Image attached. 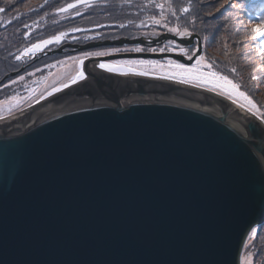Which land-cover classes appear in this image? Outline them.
I'll return each instance as SVG.
<instances>
[{"label":"water","instance_id":"obj_1","mask_svg":"<svg viewBox=\"0 0 264 264\" xmlns=\"http://www.w3.org/2000/svg\"><path fill=\"white\" fill-rule=\"evenodd\" d=\"M166 40H196L197 50L191 60L134 53L84 66L119 57L190 66L202 53L197 35L163 33L47 55ZM173 94L191 99L151 97ZM80 97L0 118V264H241L264 223V121L217 92L148 75L91 71L35 103Z\"/></svg>","mask_w":264,"mask_h":264},{"label":"rangeland","instance_id":"obj_2","mask_svg":"<svg viewBox=\"0 0 264 264\" xmlns=\"http://www.w3.org/2000/svg\"><path fill=\"white\" fill-rule=\"evenodd\" d=\"M17 1L0 0L1 7H5V11L0 8V118L22 111L40 100L42 94L46 96L47 92L54 86L59 87L70 79L76 73V67L70 57L80 56L84 52L108 51L119 48L121 49L120 52H112L110 56L134 53H178L179 47H184L188 54L193 55L197 50L196 40L190 46H181L172 40H166L157 46H151L147 42L146 45L100 46L86 50L64 48L61 53L47 55V52L56 50L67 43L83 45L92 41L114 40L123 37L130 39L140 37L156 38L163 33L172 34L167 31L169 27L178 28L181 31L187 30V32L200 38L194 32L197 31L196 25L194 26V18L188 21L178 17L179 13L182 15L187 11L193 12L195 18L198 14L197 11L195 12V8L198 9L196 4L194 8L187 5L177 11V5L184 2V0H113L110 6H113L118 14L106 15L105 18L103 14L91 12L92 10H90L95 5L98 7L109 6L106 3L99 2L100 0L79 5L68 11H60V9L71 3L68 2L55 13L52 12L53 2L50 1L44 3L41 0H19L20 4ZM204 1H206V4L218 1L216 6H212L210 15L213 17L218 12H222V16L215 19L217 26L214 25L215 21L204 24L202 28L203 37L207 40V46H209V50L211 49V54L213 52L214 55H218L217 52H220L221 54L225 53L226 57L220 61L216 57H211L212 55L210 54V56L206 52L201 41L202 53L199 57L203 56L205 58L204 64L206 67H202L200 71L205 73L214 72L231 80L237 85L238 91L244 93L259 109L258 112L255 109L250 112L264 121V52H262V46L257 48V38H254L251 33L252 27L259 25L260 22V20L259 22L253 20L251 16L259 14V9L264 7V0H248V3L247 0L245 2L244 0H201L202 3ZM42 8L45 9V12H52L51 15L49 14L47 22L41 26L39 23H30L27 26L29 27L27 28L28 31L25 30V35L17 31L14 24H18L22 19L29 16L34 15L35 17V13L43 10ZM227 9L228 11H225ZM97 12L100 11L97 10ZM18 19H20L19 22ZM154 20H158L159 24L155 23ZM71 22H73L74 28ZM57 26H62L63 33H67L59 44H49L39 52L40 54L22 58L20 54L28 45L54 37L50 34L47 35V31L49 29H52L51 31L57 30ZM71 28L81 29V31H73ZM39 30H46L42 32L44 33L42 37L38 35ZM215 30H218L216 34L219 33L218 39L220 41H216L218 46H215V49L212 50L208 36L210 34L214 35ZM225 31H230L229 35ZM31 32H35V42L30 41L32 35L29 36V34H32ZM86 37H95V39H86ZM169 42H174V44ZM257 44H259V41ZM165 46L168 48L175 47L176 50L160 52L159 49ZM137 47L142 48L143 51H132ZM150 48H155L157 51H148ZM11 55L12 59H10ZM184 56L186 57V55ZM118 60H151L160 61L162 64H166L168 60L176 61L170 58L122 57L109 61ZM195 63L196 61L193 64ZM20 77H23V79L21 80ZM200 87L229 98L228 95L222 93L219 89L212 88L210 85ZM229 99L240 105L244 104L246 109L250 107L243 97L234 96ZM263 226H261L262 229ZM259 229V226L255 227L245 240L241 253L243 264H264V233L259 244L256 238Z\"/></svg>","mask_w":264,"mask_h":264},{"label":"snow or ice","instance_id":"obj_3","mask_svg":"<svg viewBox=\"0 0 264 264\" xmlns=\"http://www.w3.org/2000/svg\"><path fill=\"white\" fill-rule=\"evenodd\" d=\"M78 3H86L87 0H77ZM159 6V5H158ZM75 3L68 4L65 8L60 9V11H68L71 8H75ZM187 11V9H185ZM154 19V18H153ZM155 23L159 24L158 20H154ZM123 27V25H121ZM73 31H81V29H73ZM168 32L173 35L180 36L182 39L189 37L191 33L187 32V30L181 31L178 28L169 27L167 29ZM251 33L254 38H258L262 46H264V18H261L259 25H254L251 29ZM67 35V33H60L57 36L52 37L49 40L42 41L38 44H34L31 48L26 49L24 54H32L34 55L37 51L43 49L49 44L56 43L59 44L61 40ZM86 39H95V37H86ZM174 44V42H169ZM176 48H168L167 46L159 49L160 52L165 51H175ZM121 49H111L108 51H95V52H84L82 55L77 57H70L76 67L75 75L71 76L70 79L65 81L61 86H54L50 91L47 92V96H52L54 93L60 92L63 88H68L72 84H76L79 80L86 79L84 72V62L87 59L96 57H106L110 56L112 52H120ZM132 51L141 52L142 48H134ZM148 51L156 52L157 49L150 48ZM178 55H186L188 60L193 58L192 54H188L184 47H179ZM19 59V57H18ZM205 58L203 56L199 57L196 60V63L191 65L190 67L176 62L172 60H168L166 64H162L160 61H145V60H118V61H101L98 63V67L100 69L106 70L108 72L118 73L120 75H138V76H146L149 74L157 75L161 79L165 80H175L182 84H194L197 87L210 85L212 88L219 89L222 93L229 96V98H233L234 96L243 97L247 101V105L249 111H253L255 109L256 112L259 111L256 108L255 104L242 92L238 91L237 85H235L231 80H229L225 76H219L214 72H201L200 69L202 67H206L204 64ZM22 80L23 77H20ZM45 95H41L40 99H45ZM15 99V98H13ZM244 104H241V107H244ZM10 110V109H9Z\"/></svg>","mask_w":264,"mask_h":264},{"label":"trees","instance_id":"obj_4","mask_svg":"<svg viewBox=\"0 0 264 264\" xmlns=\"http://www.w3.org/2000/svg\"><path fill=\"white\" fill-rule=\"evenodd\" d=\"M47 1H50L51 3L53 2V5H52V12L53 13H55L57 10H59L61 7H63L66 3H68V2H71V3H74V2H76L77 0H41V2H47ZM230 1H233V0H230ZM18 2V4H20V2H19V0L17 1ZM99 2H103V3H106V4H108L109 6L108 7H106V6H102V7H98V6H96L95 5V7H93V8H91L90 10H92L91 12H96V13H101V15L103 14V17L105 18L106 17V15H108V16H110V14H118V11L113 7V6H110L111 5V3L113 2V0H100ZM188 2V3H187ZM192 2V3H191ZM218 2V1H217ZM217 2L216 1H214V2H211V3H209V4H206V1H204V3H202L201 2V0H184V2H182V3H180V4H178L177 5V11H179V9L181 8V7H183V6H193V8L195 7V4L198 6L197 8V10H196V8H195V12L197 11V15H198V18H197V15H196V18H195V16L193 15V12H188L187 11V13H185V14H183L182 13V15H181V13H179V15H178V17L179 18H181V19H183V20H190V19H192V18H194L195 19V24H194V26L197 28V31H194L195 33H197L199 36H200V39H201V41H202V43L204 44V49L206 50V52H208L209 53V55L211 54L210 52H211V49L209 50L208 49V47L209 46H207V40L203 37L204 36V33L202 32V28H203V26H204V24L206 23V24H208V23H210V22H212V21H215V19L217 18V17H220V16H222L221 14H222V12H218V14H216V15H213V17L210 15V12L212 11V6H216L217 5ZM244 2H245V0H244ZM1 3V2H0ZM247 3H248V0H247ZM2 6V4H0V8H3V11H5V7H1ZM64 8V7H63ZM43 10H39L38 12H36L35 13V17H34V15L33 16H29L28 18H26V19H22L20 22H19V20L21 19H18V24H14V26L17 28V31H19V32H21L22 33V35H25V30H27V28H29V27H27V26H29V24L30 23H33V22H35L36 24L37 23H39L40 24V26L41 25H43V23H45V22H47V20L49 19V14L51 15V13L52 12H50V11H48V12H45V9L44 8H42ZM97 10H99L100 12H97ZM225 11H228V9L227 10H225ZM245 12V11H244ZM1 13V12H0ZM48 13V14H47ZM96 13H94V14H96ZM248 18H249V16H248ZM251 18L253 19V20H255V21H258L259 22V20L261 21V18H264V7H262V8H260L259 9V14L258 15H255V16H251ZM220 22V21H219ZM222 22V21H221ZM17 23V22H16ZM217 21H215V24L214 25H216L217 26ZM223 23H225V22H223ZM260 23V22H259ZM38 24V25H39ZM62 24V23H61ZM71 25H72V27L74 26L73 25V22H71ZM39 27V26H38ZM31 28V27H30ZM74 28V27H73ZM73 28H71V29H73ZM218 28V27H217ZM52 30V29H51ZM50 29L47 31V35L48 34H50V35H53V36H57V35H59L60 33H62L63 31H64V29L62 28V26H57V30H53V31H51ZM28 31V30H27ZM35 31V30H34ZM46 31V30H45ZM44 30H42V31H40L39 30V37H42L43 35H44V33H42V32H45ZM218 30H215V34L213 35H209L208 37V39H209V43L211 44L210 46H212V50H214L215 49V46L217 47L218 45H217V42L216 41H218L219 39H218V36H219V33H218V35L216 34V32H217ZM232 31V30H231ZM226 32V34H228L229 35V33H230V31H225ZM32 34H29V36H31V38H30V41H33V42H35L36 40H35V32H31ZM222 33V32H221ZM220 33V34H221ZM145 34V33H144ZM34 35V36H33ZM216 35H217V37H216ZM32 39V40H31ZM34 39V40H33ZM220 41V40H219ZM258 41H259V44H257L258 43ZM32 42V43H33ZM30 44H31V42H30ZM29 46V45H28ZM27 46V47H28ZM256 46H257V48H259V47H261L262 45H261V43H260V40L257 38V42H256ZM197 48V47H196ZM19 50V49H18ZM208 50V51H207ZM15 53H16V51H14ZM262 52H264V46H262ZM13 53V52H12ZM218 53V55H214V53L212 52V56L211 57H213V58H215L216 57V59L218 60V61H220V60H224V58L226 57L225 56V53L223 54H221L220 52H217ZM264 54V53H263ZM220 55V56H219ZM13 57H12V55H11V57H10V59H12ZM236 68V67H235ZM246 88H247V86H246ZM246 90V89H245ZM264 224V223H263ZM263 224L262 225H260L259 226V231L257 232L258 233V235L256 236V238H257V242L259 241V244H260V242L262 241V235H263V233H264V228L262 229L261 228V226H263ZM264 227V226H263ZM254 229V228H253ZM252 229V230H253ZM251 230V231H252ZM251 233V232H250ZM249 233V234H250ZM248 237V236H247ZM255 238V239H256ZM247 239V238H246ZM243 251V250H242ZM257 251H259V249H257Z\"/></svg>","mask_w":264,"mask_h":264},{"label":"bare ground","instance_id":"obj_5","mask_svg":"<svg viewBox=\"0 0 264 264\" xmlns=\"http://www.w3.org/2000/svg\"><path fill=\"white\" fill-rule=\"evenodd\" d=\"M40 42H42V41H39V42H36L35 44H38V43H40ZM34 44H31V45H29L28 47H26L25 49H23V53L22 54H20L21 56H22V58L23 57H28V56H34L35 54H37V53H39L40 51H42V50H40V51H37L34 55H32V54H24L25 53V50L26 49H29V48H31L32 46H33ZM44 48V47H43ZM19 55V56H20ZM98 63L99 62H96V63H91L89 66H88V68L86 69V67L84 66V72H85V76H86V78L89 76V74L91 73V71H94V72H97L98 74H108V75H111V76H116V77H119V76H122V77H129V76H134V75H132V74H128V75H120V74H118V73H114V72H108V71H106V70H103V69H100L97 65H98ZM136 76H138V75H136ZM158 77L157 75H152V74H149L148 75V77H153V78H155V77ZM80 81H82V80H79V81H77V82H80ZM73 85V84H72ZM129 96L130 97H132V98H138V97H145L144 95L142 96H139V95H135V94H129ZM148 96V95H147ZM224 96V95H223ZM151 97H156V98H165V99H171V100H179V101H187V100H190L189 99V97H185V96H182V95H179V94H173V95H153V96H151ZM226 97V96H225ZM226 98H228V97H226ZM193 99V98H192ZM83 99H82V97H80V98H67V99H64V100H62V101H60V102H58V103H55V104H53V105H47V106H45V107H41L42 105H39L38 106V104L39 103H33V104H31L29 107H27V108H25V110L22 112V113H24L25 111L27 112V110H29L30 109V111H32L33 110V112L35 113V109L38 107V108H40V111L39 112H42V111H45V110H49V109H52V108H55V107H59V106H62V105H66V104H69V103H75V102H80V101H82ZM231 100V99H230ZM196 101V100H195ZM233 101V100H232ZM37 102V101H36ZM235 102V101H234ZM236 103V105L238 104V106L239 107H241V105L239 104V103H237V102H235ZM29 108V109H28ZM32 108V109H31ZM245 108V107H244ZM248 110V109H247ZM24 114H26V113H24ZM30 115V114H29ZM28 116V115H27ZM241 264H243V262H242V257H241Z\"/></svg>","mask_w":264,"mask_h":264}]
</instances>
